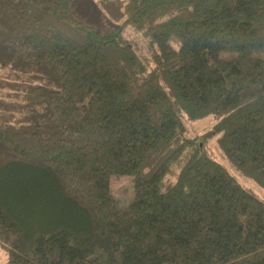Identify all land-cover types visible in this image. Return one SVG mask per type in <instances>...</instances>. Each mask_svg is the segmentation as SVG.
Here are the masks:
<instances>
[{
	"label": "trees",
	"instance_id": "trees-1",
	"mask_svg": "<svg viewBox=\"0 0 264 264\" xmlns=\"http://www.w3.org/2000/svg\"><path fill=\"white\" fill-rule=\"evenodd\" d=\"M115 1L153 68L71 0H0L4 264H264V200L203 143L264 190V0ZM181 113L217 121L186 138ZM38 187L54 221L34 226L18 207Z\"/></svg>",
	"mask_w": 264,
	"mask_h": 264
},
{
	"label": "rangeland",
	"instance_id": "rangeland-1",
	"mask_svg": "<svg viewBox=\"0 0 264 264\" xmlns=\"http://www.w3.org/2000/svg\"><path fill=\"white\" fill-rule=\"evenodd\" d=\"M111 1L116 2L115 0H71V14L87 24L94 25L100 31H109L116 27L120 28L122 35L125 38L134 41L137 53L142 59H145L149 67L153 68L154 64L151 60L152 50L148 47V37L143 36L130 27L124 26L123 17L117 16L116 14H112L111 11L105 10V5ZM119 1L122 2V0ZM6 73L7 72L5 71H0V83L1 79H7L8 76ZM162 82L164 85H166L164 80H162ZM167 90L169 91V88H167ZM8 91V89L0 88V98H3L4 95L8 93ZM180 115L187 128L185 135L186 138H198L206 130L211 129L217 121L213 115H208L196 120L189 119L182 113ZM180 140H182V138L176 140L175 143L180 142ZM203 143L206 152L211 157L224 165L228 171L237 178L241 185L251 189L259 198L264 200V190L253 181L244 178L232 167L220 149L217 143V137L208 139ZM179 168L180 165L178 164H175L172 167V175L168 176L170 181L174 180V175L179 171ZM111 190L114 196L119 199L122 204H128L133 196L132 179L125 176L113 177L111 179ZM39 191L40 187H38L37 190L30 193L29 195H25L23 201L20 202L24 203L25 205L18 207L21 209L23 214L26 215V217H30V214H35L33 217L28 218V220H30L31 224L34 226L38 225V219H42L43 222H47L48 224L54 221L52 219L54 212L50 205L43 207L44 203H48V199L45 196L41 197L39 195ZM31 201H34V204L32 207H29L28 204H30ZM235 239L237 243H240L242 241V234H236ZM5 261L6 255L0 248V264H4Z\"/></svg>",
	"mask_w": 264,
	"mask_h": 264
}]
</instances>
